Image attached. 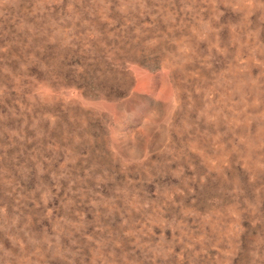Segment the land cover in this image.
I'll list each match as a JSON object with an SVG mask.
<instances>
[{
	"label": "rangeland",
	"instance_id": "obj_1",
	"mask_svg": "<svg viewBox=\"0 0 264 264\" xmlns=\"http://www.w3.org/2000/svg\"><path fill=\"white\" fill-rule=\"evenodd\" d=\"M0 264H264V0H0Z\"/></svg>",
	"mask_w": 264,
	"mask_h": 264
},
{
	"label": "trees",
	"instance_id": "obj_2",
	"mask_svg": "<svg viewBox=\"0 0 264 264\" xmlns=\"http://www.w3.org/2000/svg\"><path fill=\"white\" fill-rule=\"evenodd\" d=\"M116 88H118V87H116ZM114 91H116V92H117V90H114ZM118 94H120V91L118 92Z\"/></svg>",
	"mask_w": 264,
	"mask_h": 264
}]
</instances>
